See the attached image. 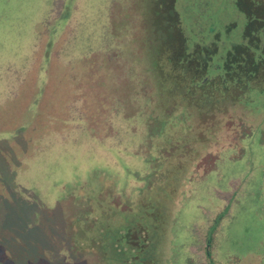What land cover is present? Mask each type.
Instances as JSON below:
<instances>
[{"label": "rangeland", "instance_id": "rangeland-1", "mask_svg": "<svg viewBox=\"0 0 264 264\" xmlns=\"http://www.w3.org/2000/svg\"><path fill=\"white\" fill-rule=\"evenodd\" d=\"M176 2L190 50L218 34L228 49L243 42L247 17L233 0ZM156 14L155 0H0V264L107 260L98 207L147 187L160 173L142 161L176 148L175 136L161 142L156 117L146 121L157 50L167 54ZM234 99L190 119L206 141L195 143L165 240L147 253L156 264H264V90ZM101 173L123 183L105 185Z\"/></svg>", "mask_w": 264, "mask_h": 264}, {"label": "trees", "instance_id": "trees-1", "mask_svg": "<svg viewBox=\"0 0 264 264\" xmlns=\"http://www.w3.org/2000/svg\"><path fill=\"white\" fill-rule=\"evenodd\" d=\"M176 1L155 0V10L160 13L156 16L161 17L166 27L164 31L157 29L154 31L155 35L161 37L160 40L166 42L163 49L167 52L165 56L161 54L160 58V52L157 50L159 55L157 70L160 71L158 93L161 94L160 104L166 113L162 119L166 124L162 142L166 143V140L177 132V137L174 138L176 151L172 155L170 154L172 150L167 152L172 158L164 161L166 162L164 170L149 181L147 187L139 188L131 196L123 199L121 191H116L118 206H121V209L118 206L114 208L113 205L103 204L98 207L102 212V220L108 225L103 232L104 242L97 246V249L103 250V254H99V250L97 252L107 259L108 263L110 253L114 251L118 255L111 260L112 264L159 263L155 256L149 259L147 253L152 247L153 250L156 246L160 248V244L165 240L181 181L186 176L187 168L201 153L195 143L206 141V138L195 139L194 132L191 136L192 115L195 112L210 113L217 106L215 101L223 103L233 100L238 93L264 90V0H234L237 9L245 14L248 20L244 40L227 51L222 63L214 61L213 64L214 56L219 53L216 44L210 47H197L195 52H189L184 27L176 10ZM128 24L129 21L118 22L119 28L122 29H126ZM171 61L174 62L172 66L174 72L170 69ZM168 72L171 73V78L168 77ZM174 74L176 77H173ZM204 100L213 101L214 107L206 110ZM174 106L176 110L173 109L172 113L168 114L169 108ZM109 177L101 176L105 185L113 183L121 186L123 183L122 177L114 178L113 181L111 179V182ZM146 178L145 180H150L148 176ZM79 195L89 201V195L86 197L83 192ZM91 204V202L88 204L86 212L89 211L88 214L92 215L94 210L89 207ZM84 220L88 221L89 217H85ZM115 234L118 236L114 237Z\"/></svg>", "mask_w": 264, "mask_h": 264}, {"label": "flooded vegetation", "instance_id": "flooded-vegetation-1", "mask_svg": "<svg viewBox=\"0 0 264 264\" xmlns=\"http://www.w3.org/2000/svg\"><path fill=\"white\" fill-rule=\"evenodd\" d=\"M234 1V0H233ZM233 3V6H235L236 7V5H235V1L234 2H232ZM236 9H237V7H236ZM237 11L238 12H240L238 9H237ZM241 13V12H240ZM189 16L191 15V14H188ZM192 16V15H191ZM242 20H244L243 19V17H242ZM248 21V20H247ZM237 22V21H236ZM246 25H247V23H246ZM184 27V26H183ZM231 27H234V24L232 23L230 26H229V28H228V30L229 29H231ZM245 28H246V26H245ZM244 31H245V29H244ZM184 32H185V36H186V39H187V47H188V49H189V52L190 53H193V52H195V50H196V48L197 47H210V46H212L213 44H216L217 46H218V49H219V53H218V55H216V56H214V58H213V62H212V64L214 63V61H218V62H220V63H222L223 62V59L225 58V55H226V53H227V51L232 47H230L229 49L227 48L228 46L226 45V44H223V38H221V36H220V34H218L217 36H213V41H211V43H208V44H198V45H195L193 48H192V50H190V48H189V46H188V35L186 34V30H185V28H184ZM124 33V32H123ZM126 33V32H125ZM215 35V34H214ZM215 38V39H214ZM243 38H244V36H243ZM244 40V39H243ZM233 45H235V44H233ZM222 48H225V52L224 53H222ZM220 53H222V55H220ZM218 56V57H217ZM217 57V58H216ZM216 58V59H215ZM212 66V65H211ZM157 75H158V77H159V73H157ZM207 79V78H206ZM206 79H205V81H206ZM156 89V88H155ZM157 90V89H156ZM255 91V90H254ZM257 91V90H256ZM249 92V91H248ZM155 98H157V102H156V104L154 103V107H153V109H151V111H150V114H149V117H148V119H147V117H146V121H147V125H148V127L150 128V126L151 125H156V124H153L154 122V119H152L153 117H156V119H157V121L159 120V122L161 123V124H163V127L165 126L166 127V124L163 122V118H165V111H164V109H162V105L160 104V102H161V100H162V97H161V94H160V97H159V93H158V91H156V94H155V96H154V99ZM237 98V97H236ZM151 99V98H150ZM230 101H232V99H230ZM233 101H236V100H234V98H233ZM229 101H226V102H224L223 101V104L225 103V105H224V107L227 105V106H232V104L231 103H228ZM135 104V103H134ZM127 106L129 107V109H131V104H129V103H126L125 104V109L127 108ZM128 109V108H127ZM176 110V107L174 106V108H172V107H170L169 108V110H168V114H170V113H172V110ZM121 110H123V109H121ZM132 110V109H131ZM221 110V109H220ZM133 111H135L134 112V114L136 113V111H137V109H135V110H133ZM217 111V110H216ZM216 111H214L213 113H215ZM141 112V107H139V113ZM212 113V114H213ZM127 114V113H126ZM161 115H162V117H161ZM131 118V117H130ZM134 118V117H133ZM153 121H152V120ZM165 127H164V130L161 132V134H160V138H163V136H162V133L165 131ZM177 133V132H176ZM176 133H174L173 134V136H175V137H177L176 136ZM130 136L131 137H133L134 138V136H135V133H134V135L132 134V130L130 129ZM147 136L148 137H150V141H152L153 139H154V136H152V135H150V133H149V135L147 134ZM162 142V141H161ZM177 143H178V141H177ZM194 148V147H193ZM195 148H196V146H195ZM197 149V148H196ZM200 151H201V149L200 148H198ZM175 151H176V149H175ZM174 151L172 150V153H173ZM172 153H171V155H172ZM155 154H153L152 155V157H153V159H151V161H150V163L151 162H154L153 163V165H150V163H148V159L146 160V161H142V163H144V164H148V166H150L149 168H150V170L151 171H153L154 170V172H156V174H158V173H160V171H162V170H164V165H165V163L166 162H164L166 159L168 160V158H172V157H170L169 156V154L167 155V153L166 154H162L159 158H162L161 160H160V163L158 162V157L155 155ZM200 156V155H199ZM155 159V160H154ZM197 160V159H196ZM161 161H162V167L161 166H159V164L161 165ZM195 162V161H194ZM194 162L193 163H191V165L187 168V170H186V174L188 173V171H189V169L193 166V164H194ZM159 166L161 169H160V171H158V170H156V166ZM157 166V167H158ZM156 170V171H155ZM198 172V171H197ZM148 174H150V173H147L146 175H148Z\"/></svg>", "mask_w": 264, "mask_h": 264}]
</instances>
